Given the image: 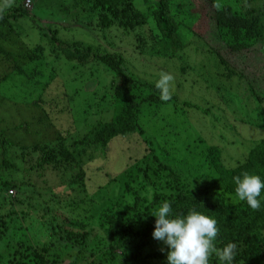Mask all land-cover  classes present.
<instances>
[{
	"label": "rangeland",
	"instance_id": "1",
	"mask_svg": "<svg viewBox=\"0 0 264 264\" xmlns=\"http://www.w3.org/2000/svg\"><path fill=\"white\" fill-rule=\"evenodd\" d=\"M69 2L30 0L26 6L25 0H0V11L9 16L15 13L1 28L4 37L0 36V47L16 61H3L0 56V79L5 75L0 81V137L11 144L2 149L0 142V162L7 153L14 163L0 168V175L9 181L18 180L20 185L13 188V193L0 192V221L11 226L3 244L19 241L26 247L35 240L49 243L45 226L39 229L33 224L46 205L57 212L60 206L70 220L52 237L50 253L58 252L60 233L71 229L85 234V253L89 255V251L99 254L108 247L104 235L108 216H130L138 197L135 212L150 221V214L159 206L153 195L165 188L147 181L143 171L137 169L150 159V155L143 156L146 144L138 133L113 138L108 151L89 153L80 161L81 166L78 163L67 169L37 167V153L24 156L21 145L55 144L56 137L68 129L71 136H81L91 124L111 117L108 106H99L103 94L110 90V71L95 60L78 64L56 49L51 50L49 30L55 28L61 40L75 41L79 46L90 44L96 52L121 56L128 75L135 81L137 100L152 91L145 82L156 83L177 97V107L171 102H143L138 123L157 157L187 176L184 179L189 188L210 185L216 177L204 157L209 147L217 146L223 164L233 167L264 137V40L247 49L231 51L218 36L214 22L200 13L201 7L194 0H168L174 15L188 12L196 20L190 25L184 16L181 20L190 27L179 30L182 45L174 46L169 53H159L155 42L160 34L142 0H134V4L147 21L129 32L115 27L100 30L95 16L77 13ZM234 5H239L238 1ZM257 6L264 7V0ZM37 44L45 47L42 55L31 51ZM14 64L23 72L12 70ZM87 100L86 110L83 102ZM183 101L193 106H182ZM153 169L152 166L150 170ZM79 174L80 179L73 180ZM164 180L163 176L160 182ZM17 198L26 201L10 202ZM224 200L228 204L240 201L235 195H226ZM16 212L11 220L9 214ZM20 212H29L31 217L23 219ZM49 213L47 218L51 217ZM138 225L136 221L134 227ZM159 246L163 244L158 241ZM59 248L75 252L77 246L70 247L67 241Z\"/></svg>",
	"mask_w": 264,
	"mask_h": 264
},
{
	"label": "trees",
	"instance_id": "2",
	"mask_svg": "<svg viewBox=\"0 0 264 264\" xmlns=\"http://www.w3.org/2000/svg\"><path fill=\"white\" fill-rule=\"evenodd\" d=\"M142 1L147 3L146 10L150 12L160 34L155 42L158 52L169 53L174 46L180 47L182 44L179 40V30L190 27L196 17L188 12L185 15H174L168 0ZM237 1L239 5L235 6ZM261 1L232 0L231 3H228L223 0H194L199 8L201 7L200 13L202 12L204 17L214 22L221 41L235 52L247 49L264 40V7L257 6ZM69 6L77 13H86L93 18L95 16L96 25L104 31L107 28L115 27L129 32L147 21L143 12L135 6L134 0H70ZM14 14L9 16L8 13L0 11V36L4 37L1 28L10 17H14ZM184 16H186V22L190 24L188 26L186 23L188 27L181 20ZM189 16L191 19H187ZM49 32L52 33L49 37L51 50L56 49L65 58L78 64L95 60L110 71L112 74L109 83L110 90L103 94L99 106L103 104L108 106L111 109V117L108 120H98L95 124H91L88 131L81 136L79 134L71 136L72 131L68 129L56 137L55 144L35 142L21 145L20 149L24 156L32 152L37 153V167L51 165L54 168L67 169L80 163L83 157L89 153L94 155L97 151L100 153L108 151L106 148L113 138L138 133L146 144V152L143 156L150 155V159L142 158L144 162L141 166H137V169L143 171V176L146 175L147 181L159 183L162 188H165L164 191L155 192L153 195L158 203L169 201L174 214H184L190 209H195L214 217L218 227V234L214 241L216 248H222L228 242L237 245V254L233 264H264V200L257 210L251 209L244 201L228 204L224 200L226 195H235L233 177L247 172L259 175L264 180V137L248 150L241 163L233 167H226L223 164L221 151L217 146L209 147L204 157L217 173L216 177L210 185L189 188L184 179L187 176L175 171L157 157L150 138L145 136L144 130L138 123L143 102H155V104L162 105L171 102L174 107H177L179 103L177 97L156 83L145 82L143 84L150 87L152 91L137 100L133 92L135 81L128 75L121 56L110 52H96L90 44L79 46V43L75 41L61 40L56 36L55 28L50 29ZM44 48L43 45L37 44L31 48V51L42 55ZM212 52L216 51L213 49ZM0 56L3 61L12 58L16 63L15 58L11 57L2 47H0ZM217 56L219 57L218 53ZM220 60L225 63L222 57ZM11 69L18 70V73L23 72L18 64L11 66ZM4 79L5 75L0 81ZM69 95L72 96V94ZM83 104V108L87 110L89 108L88 100ZM182 106L191 107L193 104L183 101ZM92 107L95 106L92 105ZM0 139L2 149L11 145L10 142L7 144V140L3 137ZM5 156L3 154L1 158L0 168L12 167L14 163L9 161L7 153ZM152 166L154 169L150 170ZM162 175L165 180L160 182L163 178ZM78 179H80V174L73 180ZM18 187H20L18 180L10 179L9 181L0 175V192L4 191V194H7L8 190ZM130 192L132 193V190ZM262 196H264V190H262ZM25 201L19 198L15 201L10 200L11 203L21 204ZM54 201L61 202L59 199ZM137 201L138 197L135 198L132 209L134 212L130 216L123 219L117 215L108 216L104 228L108 247H105L99 254H94L92 251H89V255L85 253L87 248L84 241L85 234L71 229H65L64 233L57 236L58 240H61L56 241L58 252L50 253L49 246L53 244L52 237L63 229V224L67 223V220H70L67 219V214L63 213L60 206H58V210L61 211L57 212L55 208L46 205L40 211L38 221L33 224L34 228L37 226L39 229L42 225L45 226L49 243L35 240L33 245H26V247H22V243L19 241L15 242L16 244L10 242L3 244V238L8 234L11 226L0 221V264H86V262L88 264H165L166 247L164 245L158 247V241L151 237L154 217L148 221L143 218L141 212H135L138 207ZM47 212H50V218H47ZM14 215L16 217L17 212L9 214L11 220ZM20 215L23 219L31 217L29 212H20ZM71 221H74L72 223L76 222L75 220ZM136 221L139 224L138 228L134 227ZM143 222L145 223L143 224ZM67 241H69L70 247L77 246L75 252L59 248L60 243ZM209 264H220L214 252L209 257Z\"/></svg>",
	"mask_w": 264,
	"mask_h": 264
},
{
	"label": "clouds",
	"instance_id": "3",
	"mask_svg": "<svg viewBox=\"0 0 264 264\" xmlns=\"http://www.w3.org/2000/svg\"><path fill=\"white\" fill-rule=\"evenodd\" d=\"M166 98V97H165ZM235 196L257 210L264 200V180L259 175L242 173L233 177ZM154 217L151 237L166 247L165 264H209L214 252L220 264H233L237 245L226 243L216 248L217 221L195 209L174 214L169 201H163L150 214Z\"/></svg>",
	"mask_w": 264,
	"mask_h": 264
},
{
	"label": "built area",
	"instance_id": "4",
	"mask_svg": "<svg viewBox=\"0 0 264 264\" xmlns=\"http://www.w3.org/2000/svg\"><path fill=\"white\" fill-rule=\"evenodd\" d=\"M30 0H25V5L29 6ZM9 193H13V190H8Z\"/></svg>",
	"mask_w": 264,
	"mask_h": 264
}]
</instances>
